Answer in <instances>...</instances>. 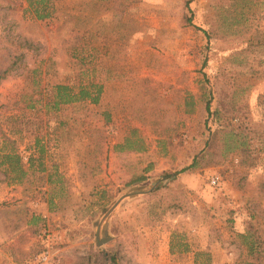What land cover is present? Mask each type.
Wrapping results in <instances>:
<instances>
[{
  "label": "rangeland",
  "instance_id": "1",
  "mask_svg": "<svg viewBox=\"0 0 264 264\" xmlns=\"http://www.w3.org/2000/svg\"><path fill=\"white\" fill-rule=\"evenodd\" d=\"M54 3L0 0V143L27 168L0 167V264H243L249 212L264 226V0ZM90 79L96 103L51 109ZM131 130L142 149L120 150Z\"/></svg>",
  "mask_w": 264,
  "mask_h": 264
},
{
  "label": "trees",
  "instance_id": "2",
  "mask_svg": "<svg viewBox=\"0 0 264 264\" xmlns=\"http://www.w3.org/2000/svg\"><path fill=\"white\" fill-rule=\"evenodd\" d=\"M26 4V10L30 12L36 19H45L50 17L56 9L54 0H24ZM187 7V6H186ZM77 62L82 65H86L85 54L75 55ZM53 91L48 103L51 104V109H57L59 104L70 103L76 100L88 99L92 103H96L101 93V86L97 82H93L92 79L88 80L85 84H79L74 91L72 87L65 84H55L52 87ZM209 102L205 101L204 110L209 113ZM130 135H125L123 141L117 145L122 150H141L142 144L139 139L130 140V136L133 134L132 130ZM4 140V142H3ZM0 143V167L3 168L2 174L7 181L18 182L21 181L27 175V168L21 161V156L16 151L14 141L4 137ZM9 143V144H6ZM34 148H36V156L34 154L28 156L27 166L29 168L34 167L40 172L46 173L47 181L50 180L51 173H55V170L49 172L42 164V146L37 141L34 142ZM186 168H182L181 171ZM143 178L138 177L134 182H140ZM260 210H253L249 212L248 221L243 229V232L239 234L240 243L244 248V260L243 264H264V226L260 221ZM202 252H195L197 257ZM113 263V259L111 260Z\"/></svg>",
  "mask_w": 264,
  "mask_h": 264
},
{
  "label": "water",
  "instance_id": "3",
  "mask_svg": "<svg viewBox=\"0 0 264 264\" xmlns=\"http://www.w3.org/2000/svg\"><path fill=\"white\" fill-rule=\"evenodd\" d=\"M141 189L140 186H135L130 188L129 190H127L124 194H122L120 197H118L116 200H114L110 206L103 208L102 209V219H104L105 217H107L109 215V213L112 211V209L125 197L130 196L136 192H138ZM100 221L96 222V230L94 233V243L98 246L101 243L107 241L110 239V236L108 234V224L104 223V225L101 227V229L99 228V224L101 223Z\"/></svg>",
  "mask_w": 264,
  "mask_h": 264
},
{
  "label": "built area",
  "instance_id": "4",
  "mask_svg": "<svg viewBox=\"0 0 264 264\" xmlns=\"http://www.w3.org/2000/svg\"><path fill=\"white\" fill-rule=\"evenodd\" d=\"M208 183L212 186L217 185L218 183V176L216 174H212L209 178H208Z\"/></svg>",
  "mask_w": 264,
  "mask_h": 264
}]
</instances>
